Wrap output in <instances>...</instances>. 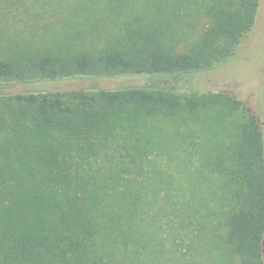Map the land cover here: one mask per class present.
I'll use <instances>...</instances> for the list:
<instances>
[{
    "label": "trees",
    "instance_id": "trees-1",
    "mask_svg": "<svg viewBox=\"0 0 264 264\" xmlns=\"http://www.w3.org/2000/svg\"><path fill=\"white\" fill-rule=\"evenodd\" d=\"M257 8L0 0V264H166L159 253L169 240L172 264H264V96L261 116L235 92L189 81L232 56ZM120 75L155 81L3 89ZM166 78L179 82L163 87ZM159 126L180 140V184L159 168ZM215 126L231 138L189 155L193 137ZM161 219L174 226L166 241Z\"/></svg>",
    "mask_w": 264,
    "mask_h": 264
},
{
    "label": "rangeland",
    "instance_id": "rangeland-1",
    "mask_svg": "<svg viewBox=\"0 0 264 264\" xmlns=\"http://www.w3.org/2000/svg\"><path fill=\"white\" fill-rule=\"evenodd\" d=\"M155 80L149 76H132L120 75L114 77L104 76H83L54 82H28L23 84L3 85V89L11 93H22L31 91L51 90V91H68L77 89H104L116 90L128 87H144L153 84ZM190 84L195 85L201 91H213L218 93L235 92L240 97L253 102V106L260 110L263 116V96H264V0H258V8L256 11L254 26L251 31L245 35L240 44L236 47L231 57L223 60L215 67L205 69L190 77ZM179 80L162 79L159 83L163 87H171ZM242 99V98H241ZM213 125V124H212ZM163 141L161 143V151L157 153L159 168L172 174L175 184L182 182V168L177 165V161L183 158V152L179 150L180 140L166 133H162V126H159ZM217 131L203 132L207 136L202 139V135L193 137L192 148L188 154L194 157L206 151L207 144L209 146L216 141L225 143L230 139L226 127L215 126ZM146 168L149 170L150 167ZM178 179V181H177ZM147 182H145L146 185ZM167 220L161 219L158 223L160 227L161 240L168 237L169 230L174 226ZM166 241V240H165ZM171 242V240H169ZM167 248L159 254L166 264H172L173 252L170 249V242ZM264 254V245H263Z\"/></svg>",
    "mask_w": 264,
    "mask_h": 264
}]
</instances>
